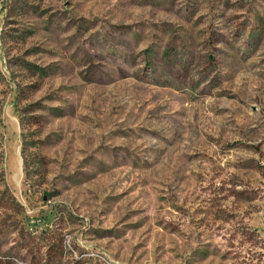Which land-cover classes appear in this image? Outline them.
<instances>
[{
    "label": "rangeland",
    "instance_id": "374dc122",
    "mask_svg": "<svg viewBox=\"0 0 264 264\" xmlns=\"http://www.w3.org/2000/svg\"><path fill=\"white\" fill-rule=\"evenodd\" d=\"M0 264H264V0H0Z\"/></svg>",
    "mask_w": 264,
    "mask_h": 264
}]
</instances>
